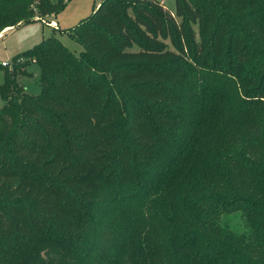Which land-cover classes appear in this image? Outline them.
Instances as JSON below:
<instances>
[{"label": "trees", "instance_id": "obj_1", "mask_svg": "<svg viewBox=\"0 0 264 264\" xmlns=\"http://www.w3.org/2000/svg\"><path fill=\"white\" fill-rule=\"evenodd\" d=\"M67 1L0 0V33ZM66 33L0 64V264H264V0H102Z\"/></svg>", "mask_w": 264, "mask_h": 264}, {"label": "rangeland", "instance_id": "obj_2", "mask_svg": "<svg viewBox=\"0 0 264 264\" xmlns=\"http://www.w3.org/2000/svg\"><path fill=\"white\" fill-rule=\"evenodd\" d=\"M101 1L102 0H69L54 15L46 16L43 19H36L34 22L21 24L12 28V30H10V28L4 29L0 33V64L8 63L6 68L12 70L13 63L11 61L15 55L33 48L35 45L40 44L43 40L51 36L57 38L73 54L78 55L83 48L76 40L66 33V30L73 29L82 20L87 18ZM157 1L163 4L167 12L174 13L175 0ZM41 20L45 21V24ZM54 25L59 31L51 27ZM17 63L23 64L24 61L20 59ZM24 69L28 75L19 78L20 85L29 95H39L41 92L39 67L32 63L29 66H25ZM2 82L3 70L0 69V84H2ZM3 105L4 101L0 98V109ZM219 223L222 227L229 229L235 234H244L248 232L244 216L239 210H233L228 214L222 215L219 219ZM124 264L129 263L126 260Z\"/></svg>", "mask_w": 264, "mask_h": 264}, {"label": "built area", "instance_id": "obj_3", "mask_svg": "<svg viewBox=\"0 0 264 264\" xmlns=\"http://www.w3.org/2000/svg\"><path fill=\"white\" fill-rule=\"evenodd\" d=\"M44 24H45V21L41 20ZM49 25V24H48ZM52 28H55V29H58L55 25L54 26H51ZM1 65L3 67H7L8 66V63H1Z\"/></svg>", "mask_w": 264, "mask_h": 264}, {"label": "crops", "instance_id": "obj_4", "mask_svg": "<svg viewBox=\"0 0 264 264\" xmlns=\"http://www.w3.org/2000/svg\"><path fill=\"white\" fill-rule=\"evenodd\" d=\"M171 13H173V12H171ZM10 30H12V29H10ZM10 30H8V31H10ZM58 31H59V29H58Z\"/></svg>", "mask_w": 264, "mask_h": 264}]
</instances>
